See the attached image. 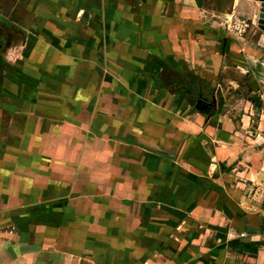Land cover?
<instances>
[{
	"label": "crops",
	"instance_id": "crops-1",
	"mask_svg": "<svg viewBox=\"0 0 264 264\" xmlns=\"http://www.w3.org/2000/svg\"><path fill=\"white\" fill-rule=\"evenodd\" d=\"M257 4L15 1L0 264H264Z\"/></svg>",
	"mask_w": 264,
	"mask_h": 264
},
{
	"label": "rangeland",
	"instance_id": "rangeland-1",
	"mask_svg": "<svg viewBox=\"0 0 264 264\" xmlns=\"http://www.w3.org/2000/svg\"><path fill=\"white\" fill-rule=\"evenodd\" d=\"M15 1L16 0H0V53L2 51L4 52L18 40V33L13 30V27L16 25L12 21V12L14 8H16L14 6Z\"/></svg>",
	"mask_w": 264,
	"mask_h": 264
},
{
	"label": "built area",
	"instance_id": "built-area-1",
	"mask_svg": "<svg viewBox=\"0 0 264 264\" xmlns=\"http://www.w3.org/2000/svg\"><path fill=\"white\" fill-rule=\"evenodd\" d=\"M221 24L228 34L241 37L251 26H255V17L241 18L230 11L223 15ZM239 235L244 236L245 234L241 232Z\"/></svg>",
	"mask_w": 264,
	"mask_h": 264
},
{
	"label": "water",
	"instance_id": "water-1",
	"mask_svg": "<svg viewBox=\"0 0 264 264\" xmlns=\"http://www.w3.org/2000/svg\"><path fill=\"white\" fill-rule=\"evenodd\" d=\"M258 4L256 6L255 13V27L264 33V0H254ZM201 99L196 100V104L200 102ZM206 107V106H205Z\"/></svg>",
	"mask_w": 264,
	"mask_h": 264
},
{
	"label": "trees",
	"instance_id": "trees-1",
	"mask_svg": "<svg viewBox=\"0 0 264 264\" xmlns=\"http://www.w3.org/2000/svg\"><path fill=\"white\" fill-rule=\"evenodd\" d=\"M6 23H8V24H10L9 22H6ZM15 29V27H13V30Z\"/></svg>",
	"mask_w": 264,
	"mask_h": 264
}]
</instances>
